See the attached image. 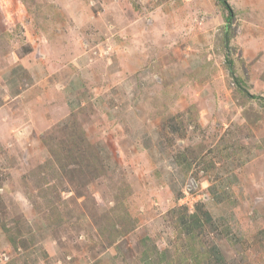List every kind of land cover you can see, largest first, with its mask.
Returning <instances> with one entry per match:
<instances>
[{
	"label": "rangeland",
	"instance_id": "1",
	"mask_svg": "<svg viewBox=\"0 0 264 264\" xmlns=\"http://www.w3.org/2000/svg\"><path fill=\"white\" fill-rule=\"evenodd\" d=\"M228 1L0 0V264H264V0Z\"/></svg>",
	"mask_w": 264,
	"mask_h": 264
},
{
	"label": "trees",
	"instance_id": "2",
	"mask_svg": "<svg viewBox=\"0 0 264 264\" xmlns=\"http://www.w3.org/2000/svg\"><path fill=\"white\" fill-rule=\"evenodd\" d=\"M219 2L224 6V8L225 9H227L229 12H230V14L226 17V19H227V22H228V25L229 24H231L232 23V19H233V17H234V12H233V9H232V7H231V5H230V3H229V1L228 0H219ZM228 33V34H227ZM227 36L225 37V39H226V41H225V45L226 46H228L229 45V40H230V33H229V30H227ZM229 66H230V69H231V73H232V75L233 76H235V79H236V82L238 83V85L241 87L242 86V80L239 78V77H236V75H235V68H234V61L232 60V59H229ZM242 88V87H241ZM259 98L261 97V96H258ZM262 98H264V97H262ZM207 214V217L209 216V213L207 212L206 213ZM194 216H197L196 214H194ZM209 218H210V216H209ZM192 247V246H191ZM197 248H198V246H197ZM195 249H196V247H195Z\"/></svg>",
	"mask_w": 264,
	"mask_h": 264
}]
</instances>
